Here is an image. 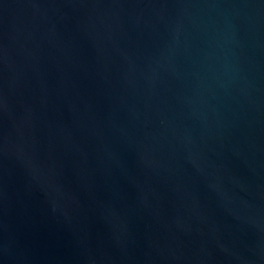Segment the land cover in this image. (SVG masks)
<instances>
[{"label":"water","instance_id":"obj_1","mask_svg":"<svg viewBox=\"0 0 264 264\" xmlns=\"http://www.w3.org/2000/svg\"><path fill=\"white\" fill-rule=\"evenodd\" d=\"M0 264H264V0H0Z\"/></svg>","mask_w":264,"mask_h":264}]
</instances>
